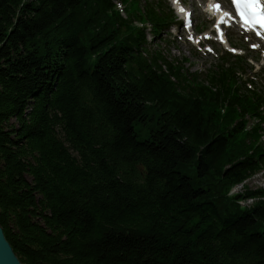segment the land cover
Wrapping results in <instances>:
<instances>
[{
	"label": "trees",
	"instance_id": "trees-1",
	"mask_svg": "<svg viewBox=\"0 0 264 264\" xmlns=\"http://www.w3.org/2000/svg\"><path fill=\"white\" fill-rule=\"evenodd\" d=\"M120 1L0 0L7 241L23 264H264V189L229 193L264 170V93L236 62L199 80L150 47L172 8Z\"/></svg>",
	"mask_w": 264,
	"mask_h": 264
},
{
	"label": "rangeland",
	"instance_id": "rangeland-1",
	"mask_svg": "<svg viewBox=\"0 0 264 264\" xmlns=\"http://www.w3.org/2000/svg\"><path fill=\"white\" fill-rule=\"evenodd\" d=\"M159 1L164 12L168 7L172 8L175 19L170 28L161 31L160 36L155 40L152 39L151 31L147 27L148 39L153 45L150 46L151 48L159 49L168 59H176L179 62L186 60V63L183 64L184 69L188 70L187 72L196 74L201 81H205L206 76L215 70L217 71L223 63L224 66L234 62L239 63V65L242 64L244 70L240 74L242 80H246V82H249V79L252 80L246 86L264 93V45L260 42L257 44L256 37L242 33L235 26H230L231 23L223 26L229 45L236 49V52H231L216 40L215 20L204 12L205 8L207 10V0ZM175 2L176 4L180 3L177 6H181L183 9L192 10L193 24L191 28L186 29L183 26L182 17L184 13H180L175 9ZM144 3V0H140L138 7L141 8ZM128 9L129 6L124 7L122 14L124 17L128 15ZM252 45H257V48L253 49ZM12 122L16 124L14 119H12ZM249 122L252 123L253 121ZM262 140L264 141V137H262ZM238 185L240 186L238 192H242L245 187L264 189V170L256 172L243 182L238 183ZM229 193H233L231 189ZM248 202H253V198Z\"/></svg>",
	"mask_w": 264,
	"mask_h": 264
},
{
	"label": "snow or ice",
	"instance_id": "snow-or-ice-1",
	"mask_svg": "<svg viewBox=\"0 0 264 264\" xmlns=\"http://www.w3.org/2000/svg\"><path fill=\"white\" fill-rule=\"evenodd\" d=\"M234 5L235 12L238 15L242 25L246 28H254L259 26L264 28V2L262 0H231ZM210 11H220L221 6L217 4L209 5ZM181 13H184L183 8L180 9ZM190 15V14H189ZM230 13L225 12L217 23V30H219V25L225 22V17L229 16ZM260 35V33H257ZM252 47H257V45H252Z\"/></svg>",
	"mask_w": 264,
	"mask_h": 264
},
{
	"label": "water",
	"instance_id": "water-1",
	"mask_svg": "<svg viewBox=\"0 0 264 264\" xmlns=\"http://www.w3.org/2000/svg\"><path fill=\"white\" fill-rule=\"evenodd\" d=\"M0 264H23L15 254L11 244L7 241L0 226Z\"/></svg>",
	"mask_w": 264,
	"mask_h": 264
},
{
	"label": "bare ground",
	"instance_id": "bare-ground-1",
	"mask_svg": "<svg viewBox=\"0 0 264 264\" xmlns=\"http://www.w3.org/2000/svg\"><path fill=\"white\" fill-rule=\"evenodd\" d=\"M214 2H215V0H214ZM175 8H177V9H179V6H177V4L175 3ZM208 12H211L209 9H208ZM223 24H228V22H226V20H225V22L223 23ZM216 26H217V24H216ZM217 28V27H216ZM218 31V36H216V40H218V41H220L226 48H228V49H231V50H233V51H236V49L235 48H233L232 46H230L229 44H228V39H227V37H226V32H225V30L223 29V26L220 24L219 25V30H217ZM240 186L237 184V185H235L231 190H232V192L234 193V192H237L238 191V188H239ZM250 199H252V198H245V199H242V200H240L239 201V204L241 205V206H248V205H250L251 203L250 202H248V200H250Z\"/></svg>",
	"mask_w": 264,
	"mask_h": 264
}]
</instances>
